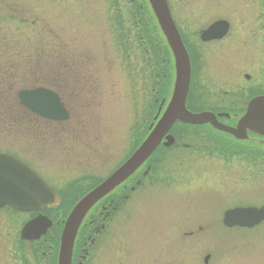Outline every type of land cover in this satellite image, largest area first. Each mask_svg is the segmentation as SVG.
Instances as JSON below:
<instances>
[{
    "label": "rangeland",
    "instance_id": "obj_1",
    "mask_svg": "<svg viewBox=\"0 0 264 264\" xmlns=\"http://www.w3.org/2000/svg\"><path fill=\"white\" fill-rule=\"evenodd\" d=\"M213 1L216 10L240 5L234 0ZM199 3L169 0L188 51L195 34L212 21L235 20L239 30L254 18L215 13L197 17ZM127 4L119 0L125 17L131 16ZM118 16L112 0H0V50L16 48L21 59L39 50V62L57 65L65 59L74 74L62 80L60 96L70 114L65 123H26L19 121L20 113L12 122L16 125L0 120V151L26 160L50 180L67 210L90 182L86 178L100 182L124 162L158 110H151L153 80L145 81L137 73L149 75L158 60L150 44L139 45L134 28L128 43L120 41ZM228 45L219 46L225 59L221 63L233 59ZM47 49H53L49 59ZM223 80L226 83L227 77ZM188 133L192 140L184 143L195 146L199 132ZM190 152L164 161L159 176L165 181L159 176L143 181L116 212L104 231L109 237L99 264H264V222L252 229H228L223 224L228 209L264 206V175L253 174L236 159H200L190 157ZM66 188L73 192L63 194Z\"/></svg>",
    "mask_w": 264,
    "mask_h": 264
},
{
    "label": "flooded vegetation",
    "instance_id": "obj_2",
    "mask_svg": "<svg viewBox=\"0 0 264 264\" xmlns=\"http://www.w3.org/2000/svg\"><path fill=\"white\" fill-rule=\"evenodd\" d=\"M197 3L199 7L194 10L197 17L209 14L211 16L214 13L217 17L225 18L238 15L254 17L253 20L247 19L239 30H235V20L216 19L195 34L192 48H189L192 80L186 101L187 108L193 113L213 114L217 126L228 128L231 132L218 129L212 122L198 125L177 122L175 129L170 131L175 138L174 144L167 147L164 145L166 142L164 139L159 146V153L155 152L134 175L99 200L88 211L75 239L72 264H99L100 251L109 237L104 232L109 221L131 200L143 181L146 183L147 179L159 180V171L163 168L164 161L176 159V157L179 159L183 151L191 150L190 157L195 156L200 159L205 157L219 160L236 159L244 168L253 171V174L264 175V104L258 105L255 113H249L250 103L254 99L264 98V0H234V5L238 3L240 5L231 7L229 10L228 8L216 10L213 0L203 2L197 0ZM218 21H226L229 24L227 33L220 38H209L205 32ZM233 38H237L235 42L231 40ZM223 41L225 43H222ZM186 42L188 41H185V45ZM227 43L230 45L225 48L233 52L234 56L233 59H226L224 63H221V60L225 59L222 58L219 46ZM238 45L240 51L237 49ZM171 69L175 74L174 65ZM225 76L227 80L223 83ZM171 96L160 102L157 111L159 113L161 110L160 114L156 113L155 121L150 124L149 129L157 123L166 110ZM188 131H197L200 134V138H195L197 133H193L194 138L199 140L195 146L184 143L189 139L192 140L187 137ZM132 151H135V147ZM131 152L126 155L124 162L132 155L133 152ZM123 163L119 164L115 170ZM114 171L100 182L86 178L85 180L90 182L79 193L85 195ZM160 180L164 182L165 177H160ZM78 201L79 198H76L72 208ZM240 207L262 208L264 206ZM40 214L47 216L53 222L48 232L42 236H23L26 224ZM64 214L57 207L46 208L43 212H22L9 205L1 207L0 264H58L67 219Z\"/></svg>",
    "mask_w": 264,
    "mask_h": 264
},
{
    "label": "water",
    "instance_id": "obj_3",
    "mask_svg": "<svg viewBox=\"0 0 264 264\" xmlns=\"http://www.w3.org/2000/svg\"><path fill=\"white\" fill-rule=\"evenodd\" d=\"M158 24L173 52L176 67V80L172 99L145 141L134 154L107 178L103 183L85 195L74 207L65 222L59 264H71L75 239L88 211L103 197L133 175L136 170L154 153L166 137V146L174 143V137L168 135L176 121L192 124L212 122L218 129L230 131L217 126L215 116L211 113L194 114L186 107V99L191 82L190 57L181 34L171 15L167 0H149ZM226 21L213 24L205 35L220 38L228 31ZM218 35V36H217ZM19 97L21 103L34 113L51 120H68L69 114L59 96L46 88L23 90ZM264 104V98L254 99L250 103L249 113H255L256 107ZM233 133V132H232ZM60 204V197L52 187L47 185L27 164L6 154H0V207L10 205L20 211H42L48 206ZM264 221V208L238 207L229 209L224 214L223 223L229 228H253ZM52 225L49 218L39 215L26 224L23 236H41ZM210 256L206 258V262Z\"/></svg>",
    "mask_w": 264,
    "mask_h": 264
},
{
    "label": "trees",
    "instance_id": "obj_4",
    "mask_svg": "<svg viewBox=\"0 0 264 264\" xmlns=\"http://www.w3.org/2000/svg\"><path fill=\"white\" fill-rule=\"evenodd\" d=\"M128 3L129 7L127 8L130 10L131 16L125 17L121 14L122 5L119 6L118 0H113V6L116 8L117 14H119L118 24L116 26L120 32V41L123 43L128 42L131 39L128 34L134 28L138 33L136 35V41L139 45L148 46L150 44L149 46H151L154 52V59L158 60V64L155 63L159 72V76L155 80L156 89L160 84L164 89H160L161 95L157 97L161 99V96L166 97L169 95L172 86L173 75L170 72L172 67V54L170 48L166 45V40L160 31L152 11L146 4V0H134L132 3L131 0H128ZM17 52L19 50L16 48H12L8 52L0 50V120L7 121L9 125H16L12 122L16 121V115L20 113L18 115L20 117L19 121L28 123V120L36 119L39 122H45L46 120L44 121L20 104L18 98L19 92L23 89L46 87L61 95V89L64 90L65 81L68 79L71 80V76L74 74L68 69L67 63L64 61L65 59L62 64H48L47 60L44 63L42 60L41 62L38 61V58L41 56L39 50L34 55L28 56L25 59L19 58L20 52L19 55ZM52 54L53 49H47L45 56L49 59ZM51 76L55 79H52ZM62 80H65L64 83H62ZM152 102L151 110L153 111L158 106V103L154 99ZM153 114L151 113L150 117ZM13 129H16V127ZM159 152L160 150L157 153ZM67 193L70 194L71 192ZM67 193L65 194L68 195ZM78 194L77 196L82 195L80 193ZM64 203L58 207V210H62L65 213L64 217H66L69 210L64 206Z\"/></svg>",
    "mask_w": 264,
    "mask_h": 264
}]
</instances>
